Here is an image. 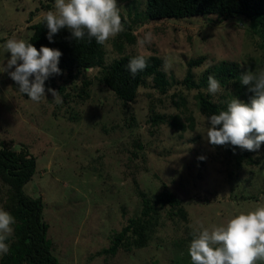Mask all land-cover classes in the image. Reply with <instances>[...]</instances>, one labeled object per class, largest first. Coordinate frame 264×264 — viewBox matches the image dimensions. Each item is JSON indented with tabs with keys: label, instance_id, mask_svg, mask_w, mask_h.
I'll return each instance as SVG.
<instances>
[{
	"label": "rangeland",
	"instance_id": "obj_1",
	"mask_svg": "<svg viewBox=\"0 0 264 264\" xmlns=\"http://www.w3.org/2000/svg\"><path fill=\"white\" fill-rule=\"evenodd\" d=\"M54 3L0 0V44L33 34ZM118 6L131 25L123 41L119 33L103 46L105 67L125 54H143L161 62L166 90L151 77L136 100L126 102L102 83L98 66L85 71L84 91L83 77L71 82L65 73L55 80V90L65 88L62 104L48 91L46 100L35 103L13 85V67L0 73V146L27 148L37 158L25 191L43 200L47 236L60 264H192L189 246L201 224H221L264 204V143L243 156L230 144L209 143L203 130L211 114L184 81L190 70L196 81L226 66L264 71V41L245 17L221 23L217 15L149 20L147 0H118ZM148 31L152 42L140 44ZM10 55L4 54V66ZM222 87L211 96L220 111L233 96L240 99L235 80ZM163 183L182 200L187 219L169 218L164 210L148 246L103 253L141 214L139 192L157 199ZM8 191L0 179V208Z\"/></svg>",
	"mask_w": 264,
	"mask_h": 264
},
{
	"label": "trees",
	"instance_id": "obj_2",
	"mask_svg": "<svg viewBox=\"0 0 264 264\" xmlns=\"http://www.w3.org/2000/svg\"><path fill=\"white\" fill-rule=\"evenodd\" d=\"M208 15H217L220 23L235 16L248 18L258 29L264 41V0H147L145 14L149 20H178ZM122 22L125 28L131 25L123 17ZM33 29L31 43L37 49L43 45L57 48L63 53L59 63L62 74L53 75L45 81L46 92L49 88L55 89V80L65 73L68 74L71 82L83 77L85 87L82 90L84 91L89 85V81L85 78V71L98 66L104 69L102 83L126 102L136 100L140 88L145 86L151 77L161 91L166 90V74L161 68L160 61L152 63L148 61V67L133 77L127 70V65L135 55L125 54L106 68L103 62L104 45L97 44L95 39L91 42L87 40L76 42L71 39L67 29H62L54 36L55 42L50 43L47 39L48 29L42 23V19L34 24ZM123 34L124 32H121L119 35L121 41H123ZM222 69L225 71L221 73L209 69L210 71L208 70L199 81L194 79L190 70L184 81L189 89L198 90L201 108L209 115L220 111L217 106H213L211 95H206L202 91L207 87L209 75L219 79L222 86H229L235 80L237 94L245 102L254 95L248 91L249 86L242 85L240 82L244 69L238 67L234 72L228 66ZM13 85L19 91L15 81ZM56 91L64 93L65 88L57 87ZM23 96L27 97L26 94ZM235 147L239 149L242 156L249 153L248 150L241 149L239 146ZM36 169L37 158L27 148L16 151L11 147L0 146V179L9 185V196L4 209L15 217L14 236H10L7 241L10 243V252L1 257L0 264H60L52 252L51 242L47 236L49 224L43 217V200L25 191V185L33 179ZM139 194L142 203L141 214L131 218L122 231L113 236L112 244L108 249H104L103 253L116 254L120 248L132 250L148 246L163 223L164 210L167 211L169 218L178 216L187 219L182 200L166 183H163V189L157 199H152L142 191Z\"/></svg>",
	"mask_w": 264,
	"mask_h": 264
},
{
	"label": "clouds",
	"instance_id": "obj_3",
	"mask_svg": "<svg viewBox=\"0 0 264 264\" xmlns=\"http://www.w3.org/2000/svg\"><path fill=\"white\" fill-rule=\"evenodd\" d=\"M42 23L48 29L50 43L55 42L54 36L62 29H67L76 42L95 39L99 45L125 31L118 0H55L54 9L42 14ZM32 35L12 36L0 44V73L14 67L9 74L19 92L40 103L47 99L45 81L62 74L59 63L63 53L43 45L37 49L31 43ZM152 38V32H145L139 43L150 44ZM5 53L11 54L7 66L3 63ZM147 67L148 58L139 54L129 60L127 70L135 77ZM240 82L249 86L248 91L254 95L247 102L233 96L225 110L207 117L203 131L213 145L230 143L255 152L264 143V71L245 69ZM47 91L52 93L56 104L63 103L59 92L51 88ZM202 91L215 97L224 89L219 79L209 75L207 87ZM14 224L15 217L0 208V257L10 252L7 241ZM189 255L192 264H260L264 261V204L238 212L221 224H201L190 242Z\"/></svg>",
	"mask_w": 264,
	"mask_h": 264
}]
</instances>
